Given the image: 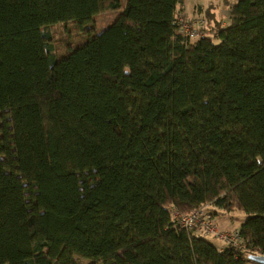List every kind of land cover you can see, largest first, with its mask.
<instances>
[{
    "label": "trees",
    "instance_id": "trees-1",
    "mask_svg": "<svg viewBox=\"0 0 264 264\" xmlns=\"http://www.w3.org/2000/svg\"><path fill=\"white\" fill-rule=\"evenodd\" d=\"M184 2L0 0V264L264 256V0L229 5L227 26L204 16L194 42ZM105 11L121 13L55 56L50 27ZM169 206L243 212L241 249Z\"/></svg>",
    "mask_w": 264,
    "mask_h": 264
},
{
    "label": "rangeland",
    "instance_id": "rangeland-1",
    "mask_svg": "<svg viewBox=\"0 0 264 264\" xmlns=\"http://www.w3.org/2000/svg\"><path fill=\"white\" fill-rule=\"evenodd\" d=\"M209 1L210 0H200L202 4L208 3ZM121 2L123 4V0H121ZM120 13L121 11L102 12L101 14L95 16L90 23L83 26H80L75 21H68V22L58 23L50 27L49 31L52 34V46L54 49L55 56L58 58H62L66 56L70 50H73L81 46L82 44H85L96 34H99L103 30L107 29L118 18ZM182 15L186 17L184 14ZM200 18L204 19V17H200ZM207 211L209 213L210 209L208 208ZM215 211L218 216V219L216 221H213V223L215 227L222 232H234L235 230L226 231L223 229L231 228L232 226L240 227V225L247 218V216L243 212H235L228 214L218 209H216ZM209 214L212 215V213ZM202 236L207 242L211 243L214 246L216 245L215 241L211 237L205 235ZM83 263L90 264V262L87 260H84Z\"/></svg>",
    "mask_w": 264,
    "mask_h": 264
},
{
    "label": "built area",
    "instance_id": "built-area-1",
    "mask_svg": "<svg viewBox=\"0 0 264 264\" xmlns=\"http://www.w3.org/2000/svg\"><path fill=\"white\" fill-rule=\"evenodd\" d=\"M177 25L180 32L191 42L207 37L210 33L206 29V20L200 17L186 19L182 14H177ZM174 223L186 231H198L202 235L221 241L225 247L241 249L238 230L234 232H222L217 229L213 219L204 208H198L188 215L181 214L172 206L167 207Z\"/></svg>",
    "mask_w": 264,
    "mask_h": 264
},
{
    "label": "crops",
    "instance_id": "crops-1",
    "mask_svg": "<svg viewBox=\"0 0 264 264\" xmlns=\"http://www.w3.org/2000/svg\"><path fill=\"white\" fill-rule=\"evenodd\" d=\"M191 1V2H189ZM239 0H210L208 3L202 4L200 0H185L182 6L177 9L176 14H184L187 18L193 17H204L211 22L212 25L221 23L223 26L228 25L229 18V5H234ZM209 10V13H208ZM218 216L216 211H213V221H216ZM239 227L232 226L231 228H225L226 231H236ZM196 234H198L196 232ZM212 238V237H211ZM220 251L225 248V245L222 242L212 238ZM250 264V263H248Z\"/></svg>",
    "mask_w": 264,
    "mask_h": 264
},
{
    "label": "water",
    "instance_id": "water-1",
    "mask_svg": "<svg viewBox=\"0 0 264 264\" xmlns=\"http://www.w3.org/2000/svg\"><path fill=\"white\" fill-rule=\"evenodd\" d=\"M255 264H264V256L261 255H253L249 258Z\"/></svg>",
    "mask_w": 264,
    "mask_h": 264
}]
</instances>
